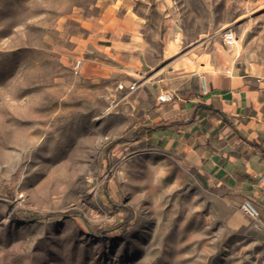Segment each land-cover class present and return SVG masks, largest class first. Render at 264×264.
<instances>
[{"label":"rangeland","instance_id":"1","mask_svg":"<svg viewBox=\"0 0 264 264\" xmlns=\"http://www.w3.org/2000/svg\"><path fill=\"white\" fill-rule=\"evenodd\" d=\"M172 43L264 70V0H0V264H264V227L141 129Z\"/></svg>","mask_w":264,"mask_h":264},{"label":"crops","instance_id":"2","mask_svg":"<svg viewBox=\"0 0 264 264\" xmlns=\"http://www.w3.org/2000/svg\"><path fill=\"white\" fill-rule=\"evenodd\" d=\"M200 48L194 46L190 58L180 55L176 44L167 46L171 64L152 84L156 108L146 123L162 125L148 132L222 191L232 207L252 199L264 227V70L252 63L235 65L215 49L197 54ZM165 92L173 98L160 102Z\"/></svg>","mask_w":264,"mask_h":264},{"label":"built area","instance_id":"3","mask_svg":"<svg viewBox=\"0 0 264 264\" xmlns=\"http://www.w3.org/2000/svg\"><path fill=\"white\" fill-rule=\"evenodd\" d=\"M223 40L225 42L226 45H235L236 43V36L234 34V32L232 30H225L224 34H223ZM81 66V61H77V68H79ZM120 88H124L123 86H120ZM137 88V85L136 84H132L130 85L127 90L129 93L131 92H134ZM172 100V97L168 96V95H161L159 97V101L160 102H167V101H171ZM240 209L241 211L246 215L248 216L255 224V226H258L259 224V216H260V213H259V210L255 204V202L250 199V198H247L245 199L241 205H240Z\"/></svg>","mask_w":264,"mask_h":264},{"label":"trees","instance_id":"4","mask_svg":"<svg viewBox=\"0 0 264 264\" xmlns=\"http://www.w3.org/2000/svg\"><path fill=\"white\" fill-rule=\"evenodd\" d=\"M161 125H162V123H159V124L154 125L152 127L145 125L141 129L144 131H149L151 128L159 127ZM130 141H140L141 142V141H143V139L139 136V134H136L135 138L133 140L120 139L116 143L117 144H125V143H128ZM51 218H54V216L49 215V216L44 217V216H38L37 214L27 215V216H18V219L22 220V221L42 220V219H51ZM91 232L94 233L93 228H92ZM104 235H106V233H104Z\"/></svg>","mask_w":264,"mask_h":264}]
</instances>
